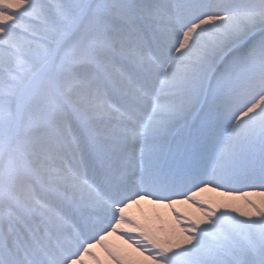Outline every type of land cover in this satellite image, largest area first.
<instances>
[{
  "label": "snow or ice",
  "instance_id": "6c2138e0",
  "mask_svg": "<svg viewBox=\"0 0 264 264\" xmlns=\"http://www.w3.org/2000/svg\"><path fill=\"white\" fill-rule=\"evenodd\" d=\"M0 264H264V0H0Z\"/></svg>",
  "mask_w": 264,
  "mask_h": 264
},
{
  "label": "bare ground",
  "instance_id": "6f19581e",
  "mask_svg": "<svg viewBox=\"0 0 264 264\" xmlns=\"http://www.w3.org/2000/svg\"><path fill=\"white\" fill-rule=\"evenodd\" d=\"M203 195L206 199L212 200L217 204L234 203L237 206H243V201H239V200L233 201L231 198L222 197L218 193L209 192V193H205ZM182 210L192 211V209L187 205L182 206ZM132 211H133L134 215H136L138 218H141V219H143L144 216L147 215L149 218H151L152 223L156 226H159L161 223L167 222L170 219V217L168 215V210H166V209H160L159 210L161 216L163 217V221L156 219L155 210H153L152 206L147 205V204L143 205L140 208H135Z\"/></svg>",
  "mask_w": 264,
  "mask_h": 264
}]
</instances>
